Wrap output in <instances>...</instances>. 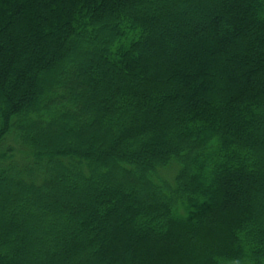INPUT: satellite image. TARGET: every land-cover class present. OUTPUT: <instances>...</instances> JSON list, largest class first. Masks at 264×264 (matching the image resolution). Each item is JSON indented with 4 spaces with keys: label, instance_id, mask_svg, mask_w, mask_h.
Here are the masks:
<instances>
[{
    "label": "trees",
    "instance_id": "16d2710c",
    "mask_svg": "<svg viewBox=\"0 0 264 264\" xmlns=\"http://www.w3.org/2000/svg\"><path fill=\"white\" fill-rule=\"evenodd\" d=\"M0 264H264V0H0Z\"/></svg>",
    "mask_w": 264,
    "mask_h": 264
}]
</instances>
